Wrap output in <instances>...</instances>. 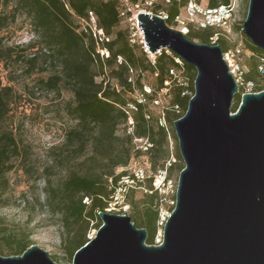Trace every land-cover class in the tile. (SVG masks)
Wrapping results in <instances>:
<instances>
[{
  "label": "trees",
  "instance_id": "obj_1",
  "mask_svg": "<svg viewBox=\"0 0 264 264\" xmlns=\"http://www.w3.org/2000/svg\"><path fill=\"white\" fill-rule=\"evenodd\" d=\"M129 1L134 5L143 0ZM195 1L201 4L200 0ZM230 1L208 0L206 7L218 8ZM188 2L158 0L148 9L156 14L167 13L166 22L170 26ZM161 4H166V7ZM0 5L3 8L0 11V28L14 21L17 15L24 14L31 19L43 43L41 47L36 43L0 45V61L14 56L20 60L26 57L29 72L37 68L47 70L52 64L59 71L41 79L42 86L50 90L64 87L73 94L74 103L69 106L68 112L77 122L68 130L58 157V162L65 166L67 172L58 183L48 178L44 200L49 211L60 214L68 260L73 261L75 252L89 241L87 232L90 223L101 221L99 212L108 209L121 187L126 189L124 201L130 209L127 215L138 228L147 230L146 242L152 244L158 231L161 207L159 190L153 184L154 176L149 175L139 181L132 171L117 170L128 166L131 159L142 153L150 156V168L167 170V179L173 170L181 171L185 167L179 165L175 158L173 161L170 151L164 147L169 141L168 123H174L188 109L191 95L187 94V90L195 89L196 69L182 60L177 61L178 56L167 52V49L156 54L152 62L143 44L139 40L131 41L129 25L121 15L122 0H1ZM9 6L10 11L5 12ZM90 12H93L98 28L110 37L109 41H101L94 36L89 25ZM222 29L220 26L191 27L186 35L212 44L210 38L214 34H222ZM218 39L217 44L225 52L227 47L223 35ZM250 47L261 55L258 62L253 59L249 63L244 78L247 82L259 83L258 77H264L259 68L264 63V51L253 43ZM34 48L37 49L25 55ZM102 48L108 49L109 56L101 54ZM39 59H43L40 66ZM178 68L183 69L187 77L194 74L192 85L174 82V71ZM145 70L156 74L158 85L151 90L144 89L141 82ZM134 72L137 74L135 78ZM100 75L103 77L98 81L97 76ZM167 80H173L175 84L172 86L171 103L155 115L149 102L159 104L160 101L154 98L166 86ZM136 90L140 91L141 98L132 96ZM261 90H264V85H257L254 89L255 92ZM241 98L239 91L232 111H236ZM16 99L14 86L5 84L0 75V202L9 190L8 173L14 169L15 162L21 160L28 171L33 168L28 163L27 148L20 143L10 125ZM129 116L133 118L132 125L129 124ZM162 120L165 124L161 123ZM146 145L148 148L144 149ZM177 157L180 158L179 153ZM160 159L164 161L160 163ZM53 167L49 166L47 171ZM126 178L130 182H125ZM136 187L145 191L140 199L135 198ZM0 237L6 243L8 255H20L33 243L29 233L10 229L1 216Z\"/></svg>",
  "mask_w": 264,
  "mask_h": 264
},
{
  "label": "water",
  "instance_id": "obj_2",
  "mask_svg": "<svg viewBox=\"0 0 264 264\" xmlns=\"http://www.w3.org/2000/svg\"><path fill=\"white\" fill-rule=\"evenodd\" d=\"M148 52L167 49L196 71L195 93L174 121L185 167L160 245L127 214L100 211L96 235L72 264H264V90L245 92L220 44L196 42L159 14L141 11ZM243 32L264 51V0H250ZM0 264H59L36 244Z\"/></svg>",
  "mask_w": 264,
  "mask_h": 264
},
{
  "label": "rangeland",
  "instance_id": "obj_3",
  "mask_svg": "<svg viewBox=\"0 0 264 264\" xmlns=\"http://www.w3.org/2000/svg\"><path fill=\"white\" fill-rule=\"evenodd\" d=\"M203 6L208 5V0H200ZM1 2V0H0ZM250 0H235V10L233 13L232 26L222 29V34H214L210 39L212 44H217L218 37L223 35L226 42L227 50L235 51L239 48L237 61L246 73L249 70V63L255 59L259 60L256 53L250 47V39L243 32V23L247 17ZM166 7V4H161ZM144 8V4L141 5ZM0 5V11L2 10ZM11 6L4 11L9 12ZM171 27L178 28V24L174 21L170 23ZM200 42V39H193ZM36 43L39 47L43 46L41 39L35 31L31 19L26 15H17L14 21H10L7 26L0 28V45H27ZM35 49L28 50L25 55L32 53ZM148 52V51H147ZM171 53V51L167 50ZM160 54V52L156 53ZM156 54L148 52L149 59L154 62ZM177 61H179L177 59ZM43 59H39V66L42 65ZM49 63V62H48ZM38 66V67H39ZM59 71V68L49 64L48 69L41 71L36 69L32 72L27 70L26 57L22 60L3 59L0 61V75L5 84H12L15 88L17 99L13 108V115L10 125L13 127L16 137L28 151V163L33 167L28 171L21 160L15 162V167L8 173L10 186L8 192L4 196V200L0 202V216L5 219V223L10 229L16 231H26L30 234V239L42 249L46 250L50 256L59 264H72L68 260L65 253V243L63 242L64 228L62 225L60 214L53 213L44 205L46 197L45 187L48 178L55 183L60 182L66 174L64 165L58 162L61 148L65 142L68 130L75 126L76 120L73 119L69 112V106L74 103L73 94L67 88L58 90H50L42 86L41 79H47L53 73ZM137 76L133 73V78ZM102 75L97 76V80H102ZM194 74L185 76V71L181 68L174 71V82L185 85H192L191 81ZM115 83V80H111ZM259 83L251 82L239 86L241 95L247 91H254L257 85H264V77L259 76ZM141 82L144 89L151 90L158 85L156 74H152L149 70L144 71L141 76ZM165 87L159 90L154 99H158L159 104L150 101L149 105L155 115H159L164 107L169 106L173 97L172 86L175 84L173 80L165 81ZM194 86V83H193ZM195 88V87H194ZM194 91L187 90V94L194 95ZM238 94V93H237ZM236 94V95H237ZM236 95L234 97L231 110L236 103ZM132 96L141 98L139 90H136ZM170 129L169 141L164 147L170 151V158H175L179 165H184V159L181 156L179 148V140L176 135L174 123H168ZM179 153L180 158L177 157ZM163 154V153H162ZM150 156L142 153L131 159L130 164L126 167L118 168L117 172L123 169L130 173L135 163L148 165L150 175H155L158 170L150 168ZM164 159H160L162 163ZM53 165L52 170L47 171L49 166ZM158 168V167H157ZM33 172V174H31ZM180 172L173 170L170 178L159 190L160 211L172 212L175 208L176 193ZM141 187L135 188V198L140 199L144 193ZM125 204H128L125 202ZM110 212L119 214H129L130 209L124 207V204L112 202L108 209ZM102 220H94L90 223V229L87 232V238L95 236ZM164 229V227H163ZM0 255H8V249L5 241L0 237Z\"/></svg>",
  "mask_w": 264,
  "mask_h": 264
},
{
  "label": "built area",
  "instance_id": "obj_4",
  "mask_svg": "<svg viewBox=\"0 0 264 264\" xmlns=\"http://www.w3.org/2000/svg\"><path fill=\"white\" fill-rule=\"evenodd\" d=\"M158 0H143L139 1L137 4H131L129 0H122L123 2V8L121 15L124 18V22L128 23L130 32H131V41L136 42L139 40L143 44V47L146 51H148L147 44L145 42V38L143 35V31L140 28L139 25V19L138 14L141 11L153 13L148 8L153 5L154 2ZM170 1V0H166ZM144 4V8H141V5ZM235 0H231L228 5H221L218 8H208L206 6H203L202 4L197 3L195 0H189L188 4L184 6L180 12L175 16V22L178 24V30L182 31L184 34H187L191 27L195 29H202L209 26H220L223 29L229 28L232 26V19H233V13L235 10ZM159 15H161L165 20L168 18V14L165 12H160ZM94 36L98 38L99 40L103 41H109L110 37L105 35L103 29L98 28L97 22L95 19V16L93 12H90V23H89ZM101 54L105 56H109V51L107 48L100 49ZM240 49L237 48L236 52L228 50L224 52V58L227 61L230 71L234 75L237 83L239 86L244 84H250L251 81H245L244 78V70L240 66V63L237 61V54L239 53ZM179 62H181V59H178ZM260 71L264 72V63L260 65ZM252 92V91H247ZM158 102V101H156ZM132 106V105H131ZM133 107V106H132ZM178 108V106H177ZM134 123L132 116H129V124L132 125ZM162 124H165V121H161ZM132 128L130 127V131ZM150 145V144H148ZM147 145L144 147V149H147ZM175 161V159H172ZM169 165L171 162L168 163ZM148 165H142L138 164L137 162L134 165V168H132V172L134 173V176L137 180L142 181L147 176H149V170ZM125 182H130L127 178L124 180ZM167 179V170L166 169H159L157 173L154 175L153 184L156 189L165 191L162 186H165ZM125 188H119L114 199V203H121L124 204V207L129 208L128 204H125L124 201V191ZM170 212L168 211H160V218L158 220V231L155 235L153 245H160L164 241V225L170 216ZM94 236L90 237L92 239Z\"/></svg>",
  "mask_w": 264,
  "mask_h": 264
}]
</instances>
